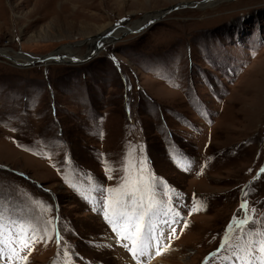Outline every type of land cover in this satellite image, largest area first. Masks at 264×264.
<instances>
[{"label": "rangeland", "instance_id": "374dc122", "mask_svg": "<svg viewBox=\"0 0 264 264\" xmlns=\"http://www.w3.org/2000/svg\"><path fill=\"white\" fill-rule=\"evenodd\" d=\"M150 14L82 64L5 57L80 56ZM0 50V264H132L106 190L137 175L160 264H237L234 218L264 231V0H0Z\"/></svg>", "mask_w": 264, "mask_h": 264}, {"label": "snow or ice", "instance_id": "6c2138e0", "mask_svg": "<svg viewBox=\"0 0 264 264\" xmlns=\"http://www.w3.org/2000/svg\"><path fill=\"white\" fill-rule=\"evenodd\" d=\"M260 171L264 173V168ZM132 183L129 177H125L117 189H107L106 191L110 194L112 192L121 193V198L115 201L116 207L121 209L117 215L123 222V231L127 233L124 238L131 241V247L127 244L125 247H128L133 257H136L138 254L143 255L147 248L144 237V218L152 210L153 195L151 184L147 186L143 185L140 175L136 176L134 186L129 189L128 186ZM146 201L147 203H145ZM128 203H131V208L128 207ZM194 204H197V202L194 201ZM241 208H247L246 202L241 205ZM199 210L200 206L198 204L192 209V211ZM250 221H252V217L246 215L241 220L234 218L233 223L228 226L229 233L233 231L234 226L239 227L240 233L233 243H229V235L225 236L224 242L221 244L220 249L217 250V252L225 248L231 250V255L224 256V260H234L237 264H264V231L245 232L244 226ZM2 227L0 225V228ZM113 229L117 230L116 224H113ZM20 242L25 248L29 247L27 240H21ZM212 255L215 256L217 253H213Z\"/></svg>", "mask_w": 264, "mask_h": 264}, {"label": "bare ground", "instance_id": "6f19581e", "mask_svg": "<svg viewBox=\"0 0 264 264\" xmlns=\"http://www.w3.org/2000/svg\"><path fill=\"white\" fill-rule=\"evenodd\" d=\"M200 4H202V3H200ZM196 5H198L197 3H196ZM147 17V16H146ZM145 17V18H146ZM145 18H143L142 20H140V21H138L133 27H135L138 23H140V22H142ZM148 18V17H147ZM160 18V17H159ZM159 18H157V15L155 16V15H153V14H150L149 15V18H148V20H147V22H146V20H144V22H146V23H144V24H138V26L136 27L137 28V30H135V29H133V28H130V27H128V28H122V29H119V30H117L116 31V33H115V35L114 36H112L111 35V32L110 31H112L113 29H107L106 31H104V32H102L97 38H96V41H98L97 42V44H95L96 45V47L94 48V50L97 48V45L98 44H101L100 46L102 47V49L104 48V45L106 46V44H112V42H110V40L111 39H113L114 37H118L117 35H120V33H122L123 31H125V33L126 32H130L131 31V33L132 32H135V31H139L142 27L144 28V27H149L151 24L150 23H155V22H157V20H159ZM147 24V25H146ZM143 25V26H142ZM140 26H142L141 28H139ZM127 33V34H128ZM106 35V36H105ZM92 48V49H93ZM91 49V50H92ZM61 49H59V50H57L55 53H53L54 54V56H56L57 58H59V62H65V63H75V61L74 60H72L69 56H71V55H73V54H71V53H68V54H58V52L60 51ZM93 50V51H94ZM3 52H5V51H3V50H0V55H3V56H5L4 55V53ZM91 52V51H90ZM84 55V54H83ZM83 55H80V56H78V60H77V62L78 61H80L82 58H83ZM5 57H7L8 59H11V60H13L14 61V63H16V62H20L22 65H30V64H32V63H36V62H39L38 61V59H41V58H39V57H35V56H31V57H34V59L33 58H27L26 60L23 58V56L21 55V56H16V57H14V56H5ZM17 58L18 59H20L21 61H18L17 60ZM16 59V60H15ZM23 61V62H22ZM43 61V63H45L46 62V60H42ZM32 62V63H31ZM119 216H117L116 217V219H118V220H116V221H119L120 220V218H118ZM120 226V225H119ZM122 227V226H121ZM161 235V234H160ZM144 237H145V241H146V244H147V248H146V250H145V252H144V254L143 255H137L136 257H134L135 258V261H136V263H134V262H132V264H141V262H140V259L142 258V257H147L146 255H149L150 256V253H151V255H152V261L149 263V264H160L161 262H163L164 260H163V257H160V255H161V253L164 251V249H162L161 250V246H160V237H159V231L157 230V225H156V227H151L150 229L148 228L145 232H144ZM127 241H129V240H127ZM162 241V240H161ZM131 242V241H130ZM170 244V243H169ZM166 247V246H165ZM168 248V247H167ZM156 255H154V254ZM157 253H159V254H157ZM167 253H169V252H167ZM129 263H131L130 261H129Z\"/></svg>", "mask_w": 264, "mask_h": 264}, {"label": "water", "instance_id": "95a60500", "mask_svg": "<svg viewBox=\"0 0 264 264\" xmlns=\"http://www.w3.org/2000/svg\"><path fill=\"white\" fill-rule=\"evenodd\" d=\"M178 7V6H177ZM172 9H174V7H171V8H169V10H172ZM162 16V15H161ZM151 25L152 24H154V23H150ZM147 25V24H146ZM150 25V26H151ZM149 26V27H150ZM145 28V27H144ZM143 27L141 28V29H144ZM135 32H137V31H135ZM127 33L128 32H123L122 33V35L121 36H118V37H114L113 39H111L110 40V42H112V43H114V42H116L117 40H119L121 37H123L124 35H127ZM131 33V31L129 32V34ZM133 33V32H132ZM106 36V35H105ZM97 42L98 41H95L94 43L95 44H97ZM91 43V42H90ZM101 44H98L97 45V48L94 50V51H92V52H86V53H84V55H83V58L80 60V61H78L77 62V60L79 59L78 58V56L77 55H71V56H69L72 60H74L75 61V63H78V64H82V63H85V62H87V61H89L90 59H92L93 57H96V56H98L99 55V51H101V49H102V47L100 46ZM103 50V49H102ZM88 51V50H87ZM39 58H41V59H38V61L40 62V63H43V61L42 60H46V62L44 63V64H49V63H52V62H55V63H58L59 62V58H57L56 56H54V54H48V55H45V56H40ZM32 63V62H31ZM15 64H17V65H22L20 62H16ZM33 64V63H32ZM32 64H30V65H32ZM29 65V64H28Z\"/></svg>", "mask_w": 264, "mask_h": 264}]
</instances>
